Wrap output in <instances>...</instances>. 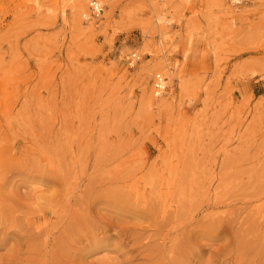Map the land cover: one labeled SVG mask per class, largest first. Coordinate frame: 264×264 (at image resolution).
<instances>
[{
  "label": "rangeland",
  "instance_id": "rangeland-1",
  "mask_svg": "<svg viewBox=\"0 0 264 264\" xmlns=\"http://www.w3.org/2000/svg\"><path fill=\"white\" fill-rule=\"evenodd\" d=\"M77 1L0 0V202L8 200L0 223L19 220L0 238L17 231L16 239L28 234L40 243L36 227L58 223L53 198L37 201L29 190L54 180L43 189L59 194L56 165L82 164V193L98 197L111 193L102 182L116 167L182 164L197 169L202 186L199 214L187 229L200 234L194 243L202 264H239L237 249L249 251L254 237L264 245V218L256 213L264 205V0H96L101 16L81 26ZM90 1L83 0L87 8ZM161 61L181 79L159 69ZM158 73L168 78L164 103L150 106L145 93L153 95ZM21 178L37 182L21 185ZM99 213L119 218L104 206ZM225 231L216 243L206 238ZM181 238L185 244L188 235ZM14 244L0 249V264ZM107 259L123 261L103 249L86 264ZM162 260L200 264L196 254Z\"/></svg>",
  "mask_w": 264,
  "mask_h": 264
},
{
  "label": "bare ground",
  "instance_id": "bare-ground-1",
  "mask_svg": "<svg viewBox=\"0 0 264 264\" xmlns=\"http://www.w3.org/2000/svg\"><path fill=\"white\" fill-rule=\"evenodd\" d=\"M99 1H90L89 8L83 0L75 3L73 7L74 20L78 26H81L84 21L90 22L89 16L93 17V13L96 11L95 7L99 10L102 6ZM238 1L241 0H232V3L237 4ZM231 12L234 13L233 10ZM95 13L97 14V12ZM94 26L95 24L91 22L89 29H93ZM161 33L165 34V31L162 30ZM158 66L166 75L169 74L171 79H175V77L181 79V73L174 74L166 61H161ZM167 79L161 73L156 74L153 95L149 91L145 93L146 104L160 106L164 103V101H159V98H163L165 95ZM6 95L8 94L6 93ZM7 104L9 102L5 103L4 112L10 109ZM75 165L67 168H63L64 165H61L67 171L66 174H62L60 165H56L55 170L59 172V176L61 174L60 178L55 179L58 181L56 188H58L59 194H52L43 189V187H53L54 180L52 182L43 180V182L41 181L42 186L31 185L29 190L37 195V201H45V197L48 196L53 198L52 208H57V210H53L51 213L58 223L46 222V224H42L43 226L36 227V232L42 236L40 243L35 238L31 240L28 234L16 239L17 231L5 233V237L0 238V249L5 248L13 241V238L15 244L8 249V254L3 257L1 264H28L27 262H30L29 264H86V258L89 255L103 249L115 251L117 256L123 258V261L116 262L107 259L109 264H168L164 263L162 258L172 255L181 259V254L188 259L196 254L198 256L197 263L202 264L205 257L197 250L198 247L194 243L200 234L194 231L196 229L191 230V235L187 233V229L193 226L199 214L197 192L202 189V186L194 179L197 172L195 167H183L182 164H178L147 170V166L143 165L144 167H133L134 171L131 169L133 165L116 167L113 172L114 178L111 181L102 182L104 186L110 184L109 192L111 193L101 196L97 194L98 197H96L94 194L85 195L82 193V176L87 169H82V164L77 168H74ZM96 168L98 169V167ZM96 168L94 167L93 171ZM137 174H140V178L135 176L133 179V176ZM19 180L17 179V183H21V185L37 182L36 179H24L25 182L23 178ZM9 186V183L4 184V187ZM14 186L17 185L13 184ZM20 190L19 187L13 189L12 197L18 195ZM6 203L8 200H3L0 202V206L4 207ZM209 204L211 208L212 205L219 207L221 203L209 202ZM101 206L118 215L119 218L113 219L100 214ZM185 207L190 211L188 221L183 218ZM256 213L260 214L259 219L264 218V205L259 207ZM48 214V212L43 213V216ZM130 220L137 221V224L123 225L129 223ZM211 220L215 222L217 218H211ZM18 221L13 216L8 217L5 223H0V234L17 226ZM45 227L46 229H44ZM70 230H72L71 235L69 234ZM111 232H119V238L112 236ZM180 232H183L185 236L188 235L185 244L182 243L181 238L184 234H180ZM227 233L225 231L212 240L211 237L207 236L206 238L216 243ZM169 236H173L171 242H169ZM248 236L250 235L248 234ZM65 238V246L59 247L58 242ZM31 242L34 245L31 246ZM60 243L63 244V241ZM188 245V249L190 246L192 248L189 249V252L186 247H183ZM245 247L249 248V251L242 253V250L237 249V255L232 258L238 259L239 264L244 260L246 264H264V245L258 244L254 237ZM34 256L39 258L34 261ZM75 260L77 263H74ZM181 262V260H175L170 264H181ZM208 262L210 263L211 259Z\"/></svg>",
  "mask_w": 264,
  "mask_h": 264
},
{
  "label": "built area",
  "instance_id": "built-area-1",
  "mask_svg": "<svg viewBox=\"0 0 264 264\" xmlns=\"http://www.w3.org/2000/svg\"><path fill=\"white\" fill-rule=\"evenodd\" d=\"M93 4H95V3H93ZM92 6V5H91ZM92 7H94V6H92ZM91 7V8H92ZM94 9V8H93ZM95 10L96 11H94V13H93V17H96V18H99L100 16H101V14H102V12H103V8H102V6H101V8L98 10V9H96V7H95ZM95 12H97V14L95 13Z\"/></svg>",
  "mask_w": 264,
  "mask_h": 264
}]
</instances>
